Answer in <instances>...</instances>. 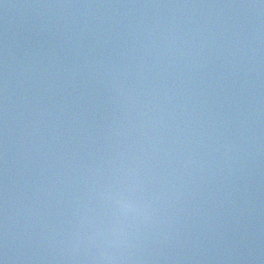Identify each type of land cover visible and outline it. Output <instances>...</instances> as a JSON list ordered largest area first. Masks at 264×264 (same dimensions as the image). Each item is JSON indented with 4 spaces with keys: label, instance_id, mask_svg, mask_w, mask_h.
Instances as JSON below:
<instances>
[{
    "label": "water",
    "instance_id": "1",
    "mask_svg": "<svg viewBox=\"0 0 264 264\" xmlns=\"http://www.w3.org/2000/svg\"><path fill=\"white\" fill-rule=\"evenodd\" d=\"M0 264H264V0H0Z\"/></svg>",
    "mask_w": 264,
    "mask_h": 264
}]
</instances>
